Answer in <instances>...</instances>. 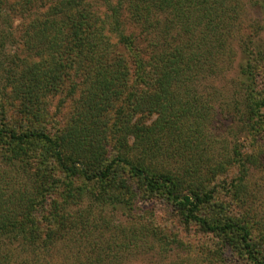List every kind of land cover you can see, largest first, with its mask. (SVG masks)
I'll return each mask as SVG.
<instances>
[{
	"label": "trees",
	"instance_id": "obj_1",
	"mask_svg": "<svg viewBox=\"0 0 264 264\" xmlns=\"http://www.w3.org/2000/svg\"><path fill=\"white\" fill-rule=\"evenodd\" d=\"M244 5L0 0V264H264V39L241 34L236 64ZM157 200L162 218L138 205Z\"/></svg>",
	"mask_w": 264,
	"mask_h": 264
},
{
	"label": "rangeland",
	"instance_id": "obj_2",
	"mask_svg": "<svg viewBox=\"0 0 264 264\" xmlns=\"http://www.w3.org/2000/svg\"><path fill=\"white\" fill-rule=\"evenodd\" d=\"M246 1V5H244V12L241 16L244 27L241 32H238L237 38L235 41V49L237 51V59L236 64H240L243 62L244 57L246 56L243 47H245L244 40H242V35L244 34V37H248V44L250 45V48H254L256 46H259V43H261V40L264 39V29H260L263 22V14L260 9V4L257 2L258 0H244ZM13 22L16 24V26H20L22 23L21 15L17 11H13ZM2 17V16H0ZM1 21V19H0ZM259 25V26H258ZM258 26V27H257ZM256 27V28H255ZM258 28V29H257ZM258 31V32H255ZM254 32V33H253ZM242 34V35H241ZM252 39V40H250ZM252 41V43L250 42ZM260 41V42H259ZM14 49V48H12ZM261 80L264 81V70L260 72ZM236 75V70L230 71L227 73L225 77H222L221 79H215L214 81L216 84L220 86L221 89H223L224 94L221 96L222 99H231L230 94H233L232 92L236 89L235 86H232V78ZM206 84V83H205ZM60 98L59 96H56L54 98H51L50 101V108L51 112H57L59 113L57 116L61 117L64 115H67L68 112H70V106L69 108H57L58 102ZM56 116V117H57ZM221 126H217V129L215 130L218 135H221L222 137L228 138V137H234V135L239 136L240 132L233 131V124L231 117H225L221 116ZM221 142V141H220ZM218 142L219 145L221 143ZM218 145V146H219ZM250 185L252 187V190L254 191V205L258 208L260 212H262L261 209L264 210V172L262 171H255L254 174L250 178ZM139 207L143 209L153 210L158 213L160 218H162V215L165 213V209L167 208L165 204L157 201H143L140 202ZM106 214L109 216H112L115 222H118V220L122 221L125 218V215L118 212L117 210H106ZM162 221V220H160ZM199 236H191L193 240L198 239ZM57 254L55 255V257ZM171 257V256H170ZM205 255L201 256L203 258L202 260H199V264H237L235 262V259L231 257L229 254H226V260L223 261H209L208 259H205ZM153 258L151 254L146 253L143 254H136L129 257H126V261L123 262V264H147V262ZM208 260V261H207Z\"/></svg>",
	"mask_w": 264,
	"mask_h": 264
}]
</instances>
